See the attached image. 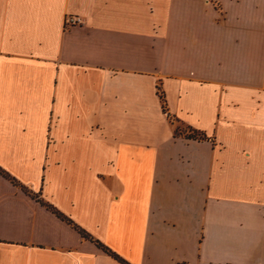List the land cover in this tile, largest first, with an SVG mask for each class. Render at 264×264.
Masks as SVG:
<instances>
[{
    "label": "crops",
    "instance_id": "0c3cea01",
    "mask_svg": "<svg viewBox=\"0 0 264 264\" xmlns=\"http://www.w3.org/2000/svg\"><path fill=\"white\" fill-rule=\"evenodd\" d=\"M56 211L129 264H264V0H0V264H122Z\"/></svg>",
    "mask_w": 264,
    "mask_h": 264
},
{
    "label": "trees",
    "instance_id": "16d2710c",
    "mask_svg": "<svg viewBox=\"0 0 264 264\" xmlns=\"http://www.w3.org/2000/svg\"><path fill=\"white\" fill-rule=\"evenodd\" d=\"M158 95L161 99V102H162V106H163V110L166 111V98H165V94H164V91L163 89L159 86L158 87ZM172 120V119H171ZM174 123L175 121L176 122H179L177 120H172ZM176 124V123H175ZM177 125V124H176ZM189 132L187 133H183L182 131H179V128H178V125L176 126V132H177V135H185L187 136V138H190V139H195V140H206L208 139L207 136L204 134V133H201V132H198V131H195V130H192L191 128L189 127H186ZM60 218H62L63 220L67 221L69 224H71L76 230H78L81 235L83 236V238H86L88 240H92L94 242L97 243V245L103 250L105 251L106 253H108L109 255H111L112 257H114L115 259L119 260L122 264H129L128 262H126L125 260H123L119 255H117L115 252H113L110 248H108L107 246L101 244L99 241H95L91 238V236L83 229H81L80 227H78L72 220H70L69 218H67L66 216H64L63 214L59 213L58 211L55 212Z\"/></svg>",
    "mask_w": 264,
    "mask_h": 264
},
{
    "label": "rangeland",
    "instance_id": "374dc122",
    "mask_svg": "<svg viewBox=\"0 0 264 264\" xmlns=\"http://www.w3.org/2000/svg\"><path fill=\"white\" fill-rule=\"evenodd\" d=\"M83 24H84V20L79 16L68 17L66 20L67 27H74V26H79V25H83ZM175 123L178 125L179 131H182L183 133L189 132V130L185 126L179 124L176 121H175Z\"/></svg>",
    "mask_w": 264,
    "mask_h": 264
}]
</instances>
